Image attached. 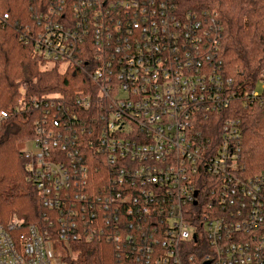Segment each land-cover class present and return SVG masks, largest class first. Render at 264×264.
I'll return each instance as SVG.
<instances>
[{
  "label": "built area",
  "instance_id": "built-area-1",
  "mask_svg": "<svg viewBox=\"0 0 264 264\" xmlns=\"http://www.w3.org/2000/svg\"><path fill=\"white\" fill-rule=\"evenodd\" d=\"M34 28L24 43L41 61L94 88L21 103L35 116L27 181L56 214L44 228L0 222V264H67L82 238L123 245L125 264H264V172L244 163L232 116L239 97L264 102V69L259 90H235L219 13L185 0H50ZM105 165L101 191H83ZM112 206L135 233L99 216Z\"/></svg>",
  "mask_w": 264,
  "mask_h": 264
},
{
  "label": "trees",
  "instance_id": "trees-1",
  "mask_svg": "<svg viewBox=\"0 0 264 264\" xmlns=\"http://www.w3.org/2000/svg\"><path fill=\"white\" fill-rule=\"evenodd\" d=\"M49 1L0 0V111L8 112L0 124V222H6L12 214L40 228L48 225L46 217L54 218L56 213L43 205L38 190L27 181L26 159L18 145L35 137V116L33 111L21 112V103L34 97L72 101L80 92L94 88L88 76L77 68L42 69L43 61L30 44L24 43V37L35 32L36 16L46 11ZM185 5L219 13L225 77L232 80L240 93L253 87L259 71L264 69V0H185ZM239 98L232 104V116L241 120L244 163L251 173L264 172V102ZM87 151L88 154L96 152L92 147ZM107 170L106 165L101 173L90 168L89 182L82 190L99 193L107 183ZM98 214L121 224L118 231L135 233L134 229L126 228L125 222L130 219L125 217L121 206L109 207ZM113 229L111 226L108 233ZM72 245L77 256L67 264L132 262L133 254L129 252L126 259L123 245L117 250L114 242L82 238Z\"/></svg>",
  "mask_w": 264,
  "mask_h": 264
},
{
  "label": "rangeland",
  "instance_id": "rangeland-1",
  "mask_svg": "<svg viewBox=\"0 0 264 264\" xmlns=\"http://www.w3.org/2000/svg\"><path fill=\"white\" fill-rule=\"evenodd\" d=\"M52 66H53V63L47 62L44 65H42L41 68L42 69H50ZM256 82H257V79H256ZM255 88L257 90L260 89V83L259 82L255 83ZM18 148L22 152V151H27V150L33 149V146L31 143L24 142V143H19ZM52 248L55 252L58 253L59 256H61V257L66 256V250L64 249L63 245L59 241L53 242Z\"/></svg>",
  "mask_w": 264,
  "mask_h": 264
}]
</instances>
